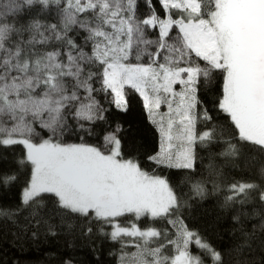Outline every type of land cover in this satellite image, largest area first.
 Returning a JSON list of instances; mask_svg holds the SVG:
<instances>
[{"label":"snow or ice","instance_id":"obj_1","mask_svg":"<svg viewBox=\"0 0 264 264\" xmlns=\"http://www.w3.org/2000/svg\"><path fill=\"white\" fill-rule=\"evenodd\" d=\"M158 2L163 15L153 0H0V147L22 146L18 163L31 169L19 204H0V224L18 227V239L38 240L41 227L95 232L121 245L118 264H206L191 253L195 244L223 264L185 224L187 201L156 169L195 172L208 150L207 178L189 177L203 199L209 181L221 190L216 156L241 169L264 158V0ZM130 91L159 136L147 155L151 172L125 155L123 127L106 116L105 104L128 111ZM202 93L215 95L220 122ZM97 128L102 142L87 143ZM73 134L79 143L68 142ZM220 141L225 147L212 152ZM244 145L257 155L246 156ZM256 175L228 184L221 204L243 237L234 249L241 254L264 234V163ZM17 180L0 172V191Z\"/></svg>","mask_w":264,"mask_h":264},{"label":"trees","instance_id":"obj_2","mask_svg":"<svg viewBox=\"0 0 264 264\" xmlns=\"http://www.w3.org/2000/svg\"><path fill=\"white\" fill-rule=\"evenodd\" d=\"M153 5L158 14L163 15L158 0H153ZM140 10L146 12L147 9L141 3ZM219 83H222L220 78ZM205 103L204 108L210 110V114L220 122L222 116L215 105L211 102L215 99L214 94L206 97L202 93ZM129 109L121 112L114 106L105 104L108 108L106 116L109 123L114 127L119 123L123 127L122 139L125 145V155H133L140 160L142 167L151 172L155 165L147 160V155L159 149V136L155 127L148 121L143 109L141 98L133 92L128 95ZM163 111V109H161ZM107 127V125H104ZM96 135L86 137V142L97 144L102 142V132L96 129ZM226 138V137H225ZM68 142L79 143V136L67 138ZM225 145L223 141L213 146L211 151L218 153ZM246 156H256L257 153L250 145H244ZM23 148L15 145L10 148L0 147V172H16L17 182L7 190L0 191V204L18 205L20 191L30 176V165L19 164L22 159ZM197 168L195 172L180 169H156L157 174H162L169 179L170 184L177 193L183 197L187 203L181 208L180 216L191 230L199 234L223 254V264H259L264 259V234L257 232V239L252 241L253 251L249 254L245 249L241 254L234 249L241 243L243 237L233 230L238 226L231 219V213L225 211L221 204L228 184L236 180H257L256 169L260 163H264V158L257 160L255 165H249L246 169L234 168L225 162L221 156L215 157V163L220 165L221 176L217 182L221 184L219 192H213L212 182L209 181L205 187L207 195L201 199L191 193V183L193 179H200L201 176L207 178L208 170V150L201 149L198 153ZM130 219L129 217L121 220ZM148 221L143 219L138 224L143 227ZM157 224V227H160ZM167 226V225H165ZM170 229V226H167ZM110 231V229H106ZM250 230V225H249ZM20 229L11 223L0 224V264H64L71 260L72 264H118L121 245L114 243L107 238L93 233L90 238H85L79 234H69L57 228L55 235L46 234L43 227L40 229L38 240H32L30 233L24 239H18ZM190 251L193 255H200L206 264H211L210 259L205 256L195 244H191ZM125 251L131 253L135 249L128 247Z\"/></svg>","mask_w":264,"mask_h":264},{"label":"rangeland","instance_id":"obj_3","mask_svg":"<svg viewBox=\"0 0 264 264\" xmlns=\"http://www.w3.org/2000/svg\"><path fill=\"white\" fill-rule=\"evenodd\" d=\"M176 88H177V90H179V85H177V86H175ZM138 95V94H137ZM140 98V97H139ZM163 109V111H166V109L165 108H162Z\"/></svg>","mask_w":264,"mask_h":264}]
</instances>
